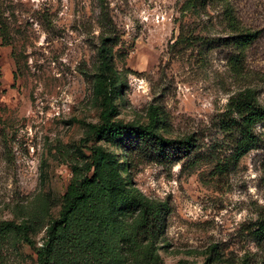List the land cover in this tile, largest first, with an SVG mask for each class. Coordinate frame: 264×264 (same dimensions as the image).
Wrapping results in <instances>:
<instances>
[{"label":"rangeland","instance_id":"obj_1","mask_svg":"<svg viewBox=\"0 0 264 264\" xmlns=\"http://www.w3.org/2000/svg\"><path fill=\"white\" fill-rule=\"evenodd\" d=\"M246 89L264 107V0H0V264L264 261V121L225 127ZM105 96L131 130L95 132ZM151 121L189 153L154 158Z\"/></svg>","mask_w":264,"mask_h":264},{"label":"trees","instance_id":"obj_2","mask_svg":"<svg viewBox=\"0 0 264 264\" xmlns=\"http://www.w3.org/2000/svg\"><path fill=\"white\" fill-rule=\"evenodd\" d=\"M223 20L226 26L236 32V44L241 47L247 46L255 37V32L249 31L245 27L238 26L237 20L231 13L230 6L226 3L222 11ZM97 55L100 59L101 66L105 69L107 66V55L102 47L97 51ZM236 59L234 61V66H236ZM238 64V63H237ZM239 66V64H238ZM103 105L106 106L105 109L101 111V123L95 127V132L100 133L108 131L109 133H121L123 131L131 130L132 127L128 123H121L118 121H108L109 110L111 108L109 99L107 96L102 99ZM230 114L235 113V117H228L225 121V127L229 126L232 130L238 131L245 140H248L252 134V126L257 122L264 121V107H262L253 96L252 91L246 89L239 97H237L230 109L228 110ZM154 125L151 122L147 123L142 127H137L136 130L143 133L152 144L150 148V154L154 158L165 159L171 158L175 160L189 153L192 148L191 137H185L183 139H164L160 135L153 132ZM243 139H238L235 153L240 156L244 150H246V145L242 142ZM95 151H92V157H95ZM84 183L80 181L75 185H69L63 194L61 195V210L59 212V219L62 222H66L68 215L74 210V208L79 203V200L84 198ZM253 232L258 237L264 236V216L256 220L253 223ZM2 228L4 229H18L22 233L27 231V226L22 223L5 222L2 223ZM246 264V263H241ZM259 264H264V261Z\"/></svg>","mask_w":264,"mask_h":264}]
</instances>
